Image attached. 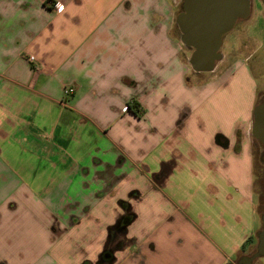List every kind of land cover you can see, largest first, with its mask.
Instances as JSON below:
<instances>
[{"label": "crops", "instance_id": "0c3cea01", "mask_svg": "<svg viewBox=\"0 0 264 264\" xmlns=\"http://www.w3.org/2000/svg\"><path fill=\"white\" fill-rule=\"evenodd\" d=\"M174 7L0 0V264L259 259L261 87L248 59L191 78Z\"/></svg>", "mask_w": 264, "mask_h": 264}, {"label": "water", "instance_id": "95a60500", "mask_svg": "<svg viewBox=\"0 0 264 264\" xmlns=\"http://www.w3.org/2000/svg\"><path fill=\"white\" fill-rule=\"evenodd\" d=\"M264 5V0H262ZM250 0H184L176 23L181 43L191 51L189 65L196 73H211L222 59L223 38L238 20L248 18ZM253 137L264 145V102L254 109ZM254 259L264 257V216Z\"/></svg>", "mask_w": 264, "mask_h": 264}, {"label": "rangeland", "instance_id": "374dc122", "mask_svg": "<svg viewBox=\"0 0 264 264\" xmlns=\"http://www.w3.org/2000/svg\"><path fill=\"white\" fill-rule=\"evenodd\" d=\"M174 2L175 18L183 11L184 0H172ZM251 10L248 18L240 19L236 27L223 38L221 48L222 59L217 62L214 72L204 73L203 76L215 78L221 76L234 66L238 61L249 60L250 70L254 72L256 84L261 87L258 95V105L264 100V5L262 0H250ZM173 34L179 38L183 63L189 69L191 78L195 75L188 60L190 50L180 42V31L178 26H173ZM190 51V52H189ZM200 80V79H199ZM198 80V81H199ZM255 173L257 181L255 191L258 199L259 212H264V145L256 139L252 142ZM255 264H264V257L259 258Z\"/></svg>", "mask_w": 264, "mask_h": 264}, {"label": "built area", "instance_id": "2783aa9c", "mask_svg": "<svg viewBox=\"0 0 264 264\" xmlns=\"http://www.w3.org/2000/svg\"><path fill=\"white\" fill-rule=\"evenodd\" d=\"M64 9H65V7L63 4H60V3L55 4V10L57 13H62L64 11ZM29 60H30V62H33V61H35V57L31 56ZM74 93H75V89L71 88V87L66 88L64 91V94L66 97H70V96L74 95ZM128 110H129L128 107H125L123 111L126 112Z\"/></svg>", "mask_w": 264, "mask_h": 264}, {"label": "trees", "instance_id": "16d2710c", "mask_svg": "<svg viewBox=\"0 0 264 264\" xmlns=\"http://www.w3.org/2000/svg\"><path fill=\"white\" fill-rule=\"evenodd\" d=\"M128 109L133 110V112L138 117H142L144 115V111L141 109L140 105L138 103H135L134 101L128 105ZM127 221L131 222V218H127Z\"/></svg>", "mask_w": 264, "mask_h": 264}, {"label": "flooded vegetation", "instance_id": "af4514ba", "mask_svg": "<svg viewBox=\"0 0 264 264\" xmlns=\"http://www.w3.org/2000/svg\"><path fill=\"white\" fill-rule=\"evenodd\" d=\"M238 21H239V20H238ZM236 25H237V24H236ZM235 27H236V26H235ZM263 102H264V100H263ZM255 253H256V252H255ZM243 264H248V262H247V261H246V262L244 261V263H243Z\"/></svg>", "mask_w": 264, "mask_h": 264}]
</instances>
